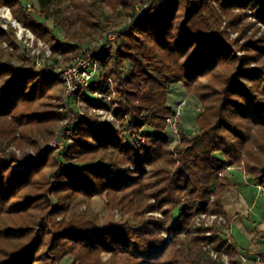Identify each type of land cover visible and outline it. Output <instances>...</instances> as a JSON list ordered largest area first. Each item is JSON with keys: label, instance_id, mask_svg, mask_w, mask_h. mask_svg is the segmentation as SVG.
Instances as JSON below:
<instances>
[{"label": "trees", "instance_id": "trees-1", "mask_svg": "<svg viewBox=\"0 0 264 264\" xmlns=\"http://www.w3.org/2000/svg\"><path fill=\"white\" fill-rule=\"evenodd\" d=\"M25 1L0 7L52 55L89 48L95 33L119 34L124 48L110 45L96 59L122 102L113 111L118 130L84 115L69 123L73 142L59 155L45 147L36 158L17 157L7 149L38 151L37 133L58 127L51 90L61 81L33 58L0 50V264H223L224 256L241 264L235 237L198 216L228 223L226 192L237 178L244 183L243 172L253 191L264 190V0H29L64 29V40ZM117 14L123 28L109 18ZM0 42L17 44L1 22ZM177 83L202 112L198 131L189 137L179 125L171 144L167 93ZM96 88L79 94L100 107L89 94ZM93 197H104L108 211L147 218L149 230L127 220L104 228L74 212ZM257 258L264 264L263 252Z\"/></svg>", "mask_w": 264, "mask_h": 264}, {"label": "rangeland", "instance_id": "rangeland-1", "mask_svg": "<svg viewBox=\"0 0 264 264\" xmlns=\"http://www.w3.org/2000/svg\"><path fill=\"white\" fill-rule=\"evenodd\" d=\"M25 2L26 3L28 2L31 5H33L32 1L26 0ZM138 9H139V7L136 8V10H138ZM29 11L33 12V14L36 17V19L40 20L41 22H45L47 24V26H49L50 28H53L54 33L61 40L65 39L66 33H65L64 29H62L59 26L54 25V19H50V20L46 21V20H44L43 17L38 15L37 12L34 9L29 10ZM107 12L110 13L109 10ZM3 15H8L9 16V20L6 21L5 19H3L2 18ZM109 18L112 20L113 25L116 28H123V26H125L124 20L119 18L118 14L117 15H110ZM248 20H252V19H248ZM14 21H15V19H13V17H11V13H10L9 9L6 8V7H0V22L2 24L3 29L6 32H8L9 26L13 27V29L15 31V34H17V32H19V29H18L17 25H16V27H14L12 25V22H14ZM15 22L22 26L21 23H19L17 21H15ZM257 26L260 28V32L261 33L264 32V25L257 24ZM107 34L108 33L105 32L101 36V35L95 33L93 35V37L91 36V43L85 44V45H89L90 46L89 48H94L95 49L98 46V44L100 45V42H102L104 40V37H106ZM21 36H23L22 37V42H23L24 41V33L23 32L21 33ZM234 37H236V34L232 35V38H234ZM110 39H112V40L109 41V42L106 40L107 41V45L103 46L101 49L96 51L97 55H101L103 52L109 50V48H110L109 46L110 45L113 48V51H115L117 48H120V49H121V47L124 48V46H123L124 42H123L122 38H119V34L118 33H117V37L116 38H114V36L112 35V38H110ZM18 43L19 44H15V46H13V48H12V47H9L5 42H3V43L0 42V50L2 49L4 51L8 50L9 52H14L15 56H17L19 58L20 57L21 58L22 57H30V58L34 59V57L32 56V52H31L32 42L31 41H28L27 43L23 42V44L21 42H18ZM39 43H41L42 46L49 47L46 43L42 42L40 39H37L36 37H35V39L33 41V46L32 47L33 48L37 47L38 49L41 50V47H38ZM42 53H43V51H42ZM71 54H72L71 52L69 54H67V55L60 54V55H62V58L66 60V61H63L64 63H67L69 61V58H71V56H72ZM54 57L52 58L53 60H54ZM127 65H128V63L125 64L126 67H127ZM48 67H50V65ZM113 84H114V82H113ZM177 84L182 86L183 92L180 94L178 99H173V101L174 100L175 101H178V100L180 101L181 100V101L184 102L183 103L184 105H183V110H182L183 113L182 114H178L176 108L173 105L174 103L172 101H170L169 92L167 93V107H169L172 110L171 112L173 114L171 116V118H169L167 120L168 121V126H167V129H166V133H167L168 139L170 140L171 144H176L177 143L179 125L182 126V128L184 130V133L187 136H189V137H192L198 131V127L196 125V118L202 112V105L196 99V97H194V95L188 93L185 90V88H184V86L182 84H180V83H177ZM114 88H115V84H114ZM51 94L54 96L51 99L53 110L56 111L58 116L60 117V121H59L58 127H56L54 129V126H50V129L44 130V131H42V133L41 132L37 133L38 137L36 139H37L38 145H39L38 146V148H39L38 151H35L33 148H30V147H25L24 151H21L19 149L11 148V149H7V152L13 151L14 154L17 157H21L23 155V153H26V154L30 155L31 157L36 158L38 156L39 152H41L43 148L50 147L51 150H53V154L55 155L56 149L61 151L63 148H65L66 146L71 145L72 142H73L72 138L69 137V135L66 134L65 136H63V139L61 138L62 139V141L60 143L61 146H58V144H56L55 140H54V138L57 137V134L59 133L58 129H60L62 127V125L64 124L65 121H67L68 124H69L73 120H77L78 118H80V117H82L84 115H88V116H91V117L95 118L97 121H99V123H105V124H108V125L116 128L117 130L119 129V123H118L117 120H116L115 124H109L107 122V118L111 119L112 115H111V110L110 109L113 108L114 104L116 103L117 108L119 106H121L122 98H118L117 95L114 96L113 100H115V101H109L110 103H108V104H106V103L102 104V106H105V107L108 108L107 109L108 113H106V114L105 113L104 114H98L97 112L94 113L93 109H91V105H89L90 102L85 100V99H83V101H82L83 103L80 104L79 106L77 105V103H74L75 107L73 106L74 104H72V106L74 108H76V107L79 108L80 107V110H83V112H84L83 114L84 115L79 116V117L76 116V117L72 118L71 120H68L67 118H65L63 116H60L61 115L60 114V107H61V104H62V102L64 100L63 99V87H62V84L60 83V85H58L55 89H52L51 90ZM73 112L74 111L71 110L72 114H73ZM65 128H66V126H65ZM50 130L51 131L54 130L53 134L51 132V137L48 136V134L50 133L49 132ZM48 138H50L49 141L46 140ZM54 143H55V145H57L56 147L52 146ZM235 169H233V171H242L243 172V170L241 168H235ZM229 172L230 171L228 170L226 172V175L227 174L229 175ZM221 174H223V173H221ZM243 176L247 177L244 172H243V174L242 173L240 174V178H241L242 181L247 182V179L243 178ZM255 188H256V190H254L253 198H255V200H258L259 203H261V202L264 201V190L261 187H258V186H255ZM226 193H227V197H226L227 201H225V202H226V206H228L227 207V212H228V215L230 217L229 220H233L235 216L236 217L237 216H240V217L242 216V220H244L243 221V226L248 227V228H246V230H248L249 233H248L247 237H245V239L247 238L246 241L248 243H244V236H242L244 233L242 234L240 232L242 237H239L237 228L236 227L235 228L232 227L229 224L230 223L229 220H228V223L223 218L222 219L224 220V222L222 220L218 221L219 218H221V217H216L214 220H216L219 223H221L223 225L222 226L223 229L226 228V227H229V226L226 225V224H229L230 228H231V233L230 234H232L235 237V239L240 244H242L241 245L242 248H241V251H240V257L238 258V261L241 262V264H249L251 262L254 263V264H261L260 262H257L256 259H257V255L258 254H260L262 252L264 253V211H261L262 215L261 216L259 215L260 216L259 218L256 217V218H254L252 220V219H250L249 217L246 216V211L248 210L247 207L244 208V206H240L239 202H237V201L240 200V198H243L241 196V194H239V192H237V188H233L231 186V187H229L227 189ZM151 202H152V200H151ZM74 212L76 214H80V215H83V216H86V217L94 218V220L97 222V224L99 226H101V227H104V228L111 227L114 224L117 225V223H122L125 220H127L129 222V225H131L133 227L141 229L142 231L149 230V225H148V219L147 218L136 220V219H133L130 215L122 214L121 212H119L117 210L108 211L106 209V207H105L104 197H93V199L90 202L80 199L79 202L75 205ZM149 215H153L155 217H161L160 214H159L160 216H157V215H154V213H149L146 216H149ZM206 217H210V216H206ZM240 217H238V218L240 219ZM62 219H63V217L59 216L55 220L56 221H61ZM70 219H71V214L66 217V220L69 221ZM203 221L205 222L206 225L212 224V222H213V221L212 222L211 221H207L206 219L203 220ZM236 221H237V219H236ZM241 230L244 231L243 228ZM242 249L244 251H247V252L245 253L244 251H242ZM241 257L245 258L246 262H243ZM108 258H109V255L103 254V259H104L105 262L108 260ZM222 262H223V264H228L227 258L225 256L222 258ZM61 264H71V260L70 259H66Z\"/></svg>", "mask_w": 264, "mask_h": 264}, {"label": "built area", "instance_id": "built-area-1", "mask_svg": "<svg viewBox=\"0 0 264 264\" xmlns=\"http://www.w3.org/2000/svg\"><path fill=\"white\" fill-rule=\"evenodd\" d=\"M27 8L28 10H32V6L30 3L27 4ZM12 25L14 27H16L17 25L19 29V32L15 34L17 35L16 36L17 44H19L18 42H21L23 44V42L27 43L28 41H31L33 46V41L35 39L34 35L28 29L22 27L15 21L12 22ZM22 32L24 33L23 42H22L23 36H21ZM107 33H108L107 34L108 37L107 36L104 37V40L100 42V45L98 44V46L95 49L87 48V47L80 48L77 53L71 54L72 56L71 58H69V61L67 60L68 61L67 63L63 62L66 60L62 58V55L60 54L52 55L49 47L42 46L41 43H39L38 45V47H41V50L38 49L37 47L33 48L31 46V52H32V56L34 57L33 62L35 63V66L41 70H45L49 68L52 70V72L55 75H57L60 78L63 87V99H64L60 107V114H61L60 116H63L68 120H71L76 116L79 117L84 115L83 114L84 112L83 110H80V107L74 108L75 107L74 103H77L78 106L83 103L82 102L83 98L81 97V94H79V92L80 91L85 92L87 89H89L90 86L93 85L94 82L97 83V88L93 90L92 93H89L94 100L100 102L101 104H105V103L108 104L110 103L109 101H115L113 99L114 96L117 95V92L116 89L114 88L113 81L110 77H101L102 75L101 66L99 64V61L96 59V55H97L96 51L101 49L103 46H105L107 41L108 42L111 41L112 39L110 38H112V35L114 36V38L117 37V33L115 32L109 31ZM53 57L54 60L52 59ZM49 65L50 67H48ZM72 104H74L73 105L74 107L72 106ZM91 109H93L94 113L97 112L98 114L108 113L107 110L108 108L105 106H100V107L91 106ZM116 109H117V105L115 103L113 108L110 109L112 115L111 119L107 118V122L109 124L116 123L115 115L112 114L113 111ZM71 110L74 111L73 114L71 113ZM67 124L68 122L65 121L62 127L58 129L59 133L57 134V137L54 138L55 143L58 144V146H61L60 143L63 139V136L67 134L70 137V135L72 134L71 130L68 127L69 124L68 125ZM55 143L52 145L53 147L57 146L55 145ZM60 152H61L60 150L56 149L55 155H59ZM152 202L154 201L152 200ZM154 215L160 216L159 213H154ZM215 218L216 216L214 215H211L210 217H206L205 214H200V216H198L199 221L200 220L203 221L206 219L207 221L212 222ZM221 220L224 222L222 218H219L218 221ZM222 232L226 236H229L231 233V228L226 227L222 230ZM164 237L166 236L164 235ZM211 255L213 257L216 256L213 252L211 253ZM241 259L243 262H246L245 258L241 257ZM257 262H259L258 258H257Z\"/></svg>", "mask_w": 264, "mask_h": 264}, {"label": "crops", "instance_id": "crops-1", "mask_svg": "<svg viewBox=\"0 0 264 264\" xmlns=\"http://www.w3.org/2000/svg\"><path fill=\"white\" fill-rule=\"evenodd\" d=\"M235 173H237V172H235ZM236 181H238V182L234 181V184L236 185L235 188H237V192H239V194H241V196L243 197V198H240V200L237 201V202H239L240 206H244V208L247 207V209H248L246 211V216L247 217L250 216L251 218L250 217L249 218L252 219V220L254 218H256V217L259 218L262 215L261 211H264V201L259 203L258 200H255V198H253V192H254L253 191V185L249 184V182L247 183V182L244 181V183L242 184L241 182H239L238 178L236 179ZM225 201H227V198L224 200V207H225V210L227 212V207L228 206H226V202ZM238 217H240V216H237V217L235 216L233 220H229L230 219V217H229V219H228L229 222H230L229 224L232 227H234V228L236 227L237 230H238V236L239 237L244 236V243H248L246 241L247 238L245 239V237H247V235L249 233L248 230H246V228H248V227L243 226V221L244 220H242V216L240 217V219ZM236 219H237V221H236ZM242 228L244 229V231L241 230ZM240 232L242 234L243 233L244 234L241 236ZM240 245H242V244H240ZM249 264H254V263L251 262Z\"/></svg>", "mask_w": 264, "mask_h": 264}, {"label": "bare ground", "instance_id": "bare-ground-1", "mask_svg": "<svg viewBox=\"0 0 264 264\" xmlns=\"http://www.w3.org/2000/svg\"><path fill=\"white\" fill-rule=\"evenodd\" d=\"M3 18L8 21L9 20V16L8 15H3ZM183 92V88L182 86L178 85V84H174L171 89L169 90V98L170 101H172L174 104V107L176 108L178 114H182V110H183V101H173V99H178L180 94Z\"/></svg>", "mask_w": 264, "mask_h": 264}]
</instances>
